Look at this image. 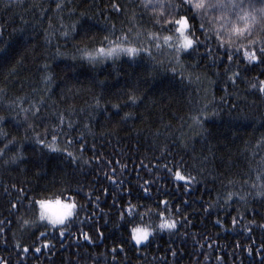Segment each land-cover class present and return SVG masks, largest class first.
<instances>
[{
	"label": "trees",
	"instance_id": "1",
	"mask_svg": "<svg viewBox=\"0 0 264 264\" xmlns=\"http://www.w3.org/2000/svg\"><path fill=\"white\" fill-rule=\"evenodd\" d=\"M158 17L148 0H0V264H264V65L214 35L177 59L148 35ZM109 41L141 51L84 55ZM53 136L58 151L37 142ZM53 198L76 204L63 225L39 219Z\"/></svg>",
	"mask_w": 264,
	"mask_h": 264
},
{
	"label": "snow or ice",
	"instance_id": "2",
	"mask_svg": "<svg viewBox=\"0 0 264 264\" xmlns=\"http://www.w3.org/2000/svg\"><path fill=\"white\" fill-rule=\"evenodd\" d=\"M148 2L153 10L159 13L156 20L159 31L148 33L157 49L161 47V44L174 49L178 59L181 52L188 54L196 52L202 43L207 47L208 41L214 35L216 43L228 49L227 59L229 61L233 60L236 53H241L249 64L258 62L264 65V0H259V3L257 0H248L247 5H244L243 0H148ZM232 15L235 16V20L231 18ZM197 19L199 20L198 28ZM220 29H223V32ZM197 31L201 32L204 37L203 41L196 35ZM163 32L172 34L162 36ZM173 41H178V43ZM109 44L111 46L108 48L101 47L95 52H85L84 55L90 62H95L98 56L107 58L118 56L120 53L133 55L141 51L140 48L125 46L122 43L109 41ZM143 51L148 52L149 49L145 48ZM260 83V91L264 92V81ZM52 140V144H46L43 139L37 142L51 151L60 150L55 144L56 136H53ZM68 155L72 156V153L69 152ZM175 176L179 180L191 179L182 175L179 170L176 171ZM38 203L42 205L44 202L40 200ZM72 206L76 208L74 202ZM73 215L74 212H71L62 220L50 223L54 226L63 225L65 220ZM39 219L44 220L42 216ZM176 226V221L170 219H163L159 225L161 229H174ZM151 231L150 227L137 226L132 229V239L139 245L142 241L148 240ZM60 235H64L63 230Z\"/></svg>",
	"mask_w": 264,
	"mask_h": 264
},
{
	"label": "clouds",
	"instance_id": "3",
	"mask_svg": "<svg viewBox=\"0 0 264 264\" xmlns=\"http://www.w3.org/2000/svg\"><path fill=\"white\" fill-rule=\"evenodd\" d=\"M44 203L39 205V217L49 222L62 220L69 213L74 212L72 202H65L58 198L41 199Z\"/></svg>",
	"mask_w": 264,
	"mask_h": 264
},
{
	"label": "rangeland",
	"instance_id": "4",
	"mask_svg": "<svg viewBox=\"0 0 264 264\" xmlns=\"http://www.w3.org/2000/svg\"><path fill=\"white\" fill-rule=\"evenodd\" d=\"M61 200H63V201H65V202H69L70 200H64V199H61ZM72 202V201H71ZM39 206V205H38ZM47 222H49V221H47ZM50 223V222H49ZM134 242H135V240H133ZM136 243V242H135Z\"/></svg>",
	"mask_w": 264,
	"mask_h": 264
}]
</instances>
